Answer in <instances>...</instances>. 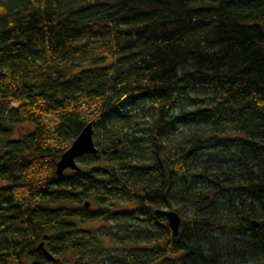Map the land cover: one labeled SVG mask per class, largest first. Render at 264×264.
<instances>
[{
    "label": "trees",
    "instance_id": "16d2710c",
    "mask_svg": "<svg viewBox=\"0 0 264 264\" xmlns=\"http://www.w3.org/2000/svg\"><path fill=\"white\" fill-rule=\"evenodd\" d=\"M219 231L264 257V0H0V264H254Z\"/></svg>",
    "mask_w": 264,
    "mask_h": 264
},
{
    "label": "rangeland",
    "instance_id": "374dc122",
    "mask_svg": "<svg viewBox=\"0 0 264 264\" xmlns=\"http://www.w3.org/2000/svg\"><path fill=\"white\" fill-rule=\"evenodd\" d=\"M30 128V124L18 126L14 135L21 136ZM233 134V133H232ZM203 152L208 151L205 148ZM191 209L187 208L183 215L189 216ZM204 245L208 252L217 253V259L221 263L245 261L246 263L264 264V257L253 254L250 250L241 246L231 232L219 231L214 236L204 239Z\"/></svg>",
    "mask_w": 264,
    "mask_h": 264
},
{
    "label": "water",
    "instance_id": "95a60500",
    "mask_svg": "<svg viewBox=\"0 0 264 264\" xmlns=\"http://www.w3.org/2000/svg\"><path fill=\"white\" fill-rule=\"evenodd\" d=\"M93 126L90 121L75 138L71 145L62 153L59 161L57 162V172L62 174L66 168L77 167V157L85 152H96L97 146L93 138ZM170 218V223L175 233H178L179 227L182 221V217L179 212L175 210H163ZM51 259H55V256L50 253L43 245V242L39 245Z\"/></svg>",
    "mask_w": 264,
    "mask_h": 264
}]
</instances>
